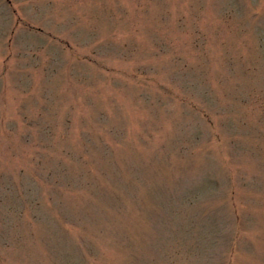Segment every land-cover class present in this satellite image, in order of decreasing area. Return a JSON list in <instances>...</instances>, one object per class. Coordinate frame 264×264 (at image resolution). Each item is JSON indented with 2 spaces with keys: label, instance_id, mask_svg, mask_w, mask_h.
Here are the masks:
<instances>
[{
  "label": "rangeland",
  "instance_id": "374dc122",
  "mask_svg": "<svg viewBox=\"0 0 264 264\" xmlns=\"http://www.w3.org/2000/svg\"><path fill=\"white\" fill-rule=\"evenodd\" d=\"M0 264H264V0H0Z\"/></svg>",
  "mask_w": 264,
  "mask_h": 264
}]
</instances>
